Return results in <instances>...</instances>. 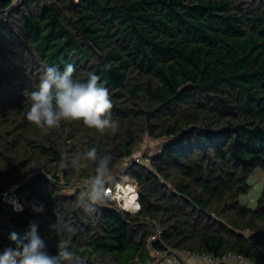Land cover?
Masks as SVG:
<instances>
[{
    "label": "trees",
    "instance_id": "obj_1",
    "mask_svg": "<svg viewBox=\"0 0 264 264\" xmlns=\"http://www.w3.org/2000/svg\"><path fill=\"white\" fill-rule=\"evenodd\" d=\"M66 64L74 79L100 77L114 133L65 121L43 134L27 120L44 69ZM147 141L160 150L133 161ZM92 148L111 157L110 183L137 184L139 213L107 202L86 210L78 183L95 174ZM64 153L79 167L61 169ZM257 169L264 0H24L0 23V194L25 183L22 212L0 201V252L34 223L50 255L62 241L83 264H155L154 252L264 264V188L256 209L240 203Z\"/></svg>",
    "mask_w": 264,
    "mask_h": 264
},
{
    "label": "clouds",
    "instance_id": "obj_2",
    "mask_svg": "<svg viewBox=\"0 0 264 264\" xmlns=\"http://www.w3.org/2000/svg\"><path fill=\"white\" fill-rule=\"evenodd\" d=\"M75 71L73 64H66L63 70L56 66L44 69L37 88L29 93L30 109L27 120L43 134L59 128L65 121H82L88 128H94L101 133L106 130L114 133L118 124L112 119L113 104L109 90L95 74H90L85 81L74 79ZM84 157L96 165L95 174L81 186L79 197L88 210L90 206L99 205L109 198V184L112 181L109 167L111 157H98L95 148L87 151ZM79 164L78 156L69 159L68 154L64 153L59 167L78 168ZM33 211L40 214L44 208L42 205L33 206ZM56 227V224L51 226L52 230ZM9 239L14 247H6L0 252V264H83L80 256L62 241L58 243V253L50 255L45 250L44 241L38 236L34 223L30 225L26 238L21 239L16 233H11Z\"/></svg>",
    "mask_w": 264,
    "mask_h": 264
},
{
    "label": "built area",
    "instance_id": "obj_3",
    "mask_svg": "<svg viewBox=\"0 0 264 264\" xmlns=\"http://www.w3.org/2000/svg\"><path fill=\"white\" fill-rule=\"evenodd\" d=\"M20 3V0H14L11 7L8 9H0V23L7 20L10 12ZM160 150V149H159ZM141 158L136 157L133 161L139 162ZM133 162H131L132 164ZM123 178L125 182L110 183L109 184V198L105 201L109 204L115 205L117 208L126 211L132 215L137 214L141 210L140 195L137 184L129 181L126 176ZM87 183V182H86ZM85 182L78 183L79 187ZM25 183H20L12 186L8 190L0 194V201L7 205L13 213H20L24 210L25 201L21 194V188ZM131 196V203L127 206L126 199ZM22 208V210H20ZM161 232L153 235L148 239L150 242H157L160 239ZM159 259H163L165 264H183L180 262V257H187L198 262H205L209 264H251L243 255L230 254L222 257H215L213 254L205 253L202 255H193L192 253L173 252L172 256H163L160 252H154Z\"/></svg>",
    "mask_w": 264,
    "mask_h": 264
},
{
    "label": "rangeland",
    "instance_id": "obj_4",
    "mask_svg": "<svg viewBox=\"0 0 264 264\" xmlns=\"http://www.w3.org/2000/svg\"><path fill=\"white\" fill-rule=\"evenodd\" d=\"M24 0H20V5ZM17 5V6H18ZM153 144L147 141L141 147L139 150V153L137 154V157L139 158H145V156H152L153 153L158 151L160 147L156 144L152 146ZM144 160V159H143ZM145 162V161H144ZM249 184L251 185V190L247 195H243L240 197V203L242 205H245L251 209H256L258 205V200L262 194L263 188H264V170L257 169L253 172V174L250 177ZM68 194H71V192L67 191ZM161 260V259H160ZM163 262V261H162ZM162 264H165L163 262Z\"/></svg>",
    "mask_w": 264,
    "mask_h": 264
},
{
    "label": "crops",
    "instance_id": "obj_5",
    "mask_svg": "<svg viewBox=\"0 0 264 264\" xmlns=\"http://www.w3.org/2000/svg\"><path fill=\"white\" fill-rule=\"evenodd\" d=\"M163 259H161V260H158L155 264H162L163 262ZM184 261H185V263L186 264H209V263H205V262H198V261H196V260H193V259H190V258H187V257H185V259H184Z\"/></svg>",
    "mask_w": 264,
    "mask_h": 264
},
{
    "label": "bare ground",
    "instance_id": "obj_6",
    "mask_svg": "<svg viewBox=\"0 0 264 264\" xmlns=\"http://www.w3.org/2000/svg\"><path fill=\"white\" fill-rule=\"evenodd\" d=\"M126 200L127 206L129 207V204L131 203V196L129 195Z\"/></svg>",
    "mask_w": 264,
    "mask_h": 264
},
{
    "label": "water",
    "instance_id": "obj_7",
    "mask_svg": "<svg viewBox=\"0 0 264 264\" xmlns=\"http://www.w3.org/2000/svg\"><path fill=\"white\" fill-rule=\"evenodd\" d=\"M21 190H22V188H21ZM24 201H25V199H24ZM13 215V214H12Z\"/></svg>",
    "mask_w": 264,
    "mask_h": 264
}]
</instances>
